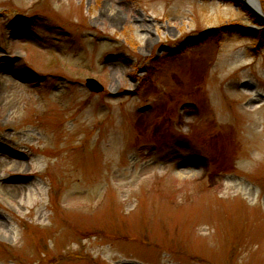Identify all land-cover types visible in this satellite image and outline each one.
Instances as JSON below:
<instances>
[{
    "label": "rangeland",
    "instance_id": "374dc122",
    "mask_svg": "<svg viewBox=\"0 0 264 264\" xmlns=\"http://www.w3.org/2000/svg\"><path fill=\"white\" fill-rule=\"evenodd\" d=\"M0 264H264L238 0H0Z\"/></svg>",
    "mask_w": 264,
    "mask_h": 264
},
{
    "label": "water",
    "instance_id": "95a60500",
    "mask_svg": "<svg viewBox=\"0 0 264 264\" xmlns=\"http://www.w3.org/2000/svg\"><path fill=\"white\" fill-rule=\"evenodd\" d=\"M238 1L246 8V10L255 19V21L264 27V12L261 10L258 3L256 2L258 6L256 9L248 2V0ZM85 86L87 87V89L94 92H101L103 90V87L93 79L86 80Z\"/></svg>",
    "mask_w": 264,
    "mask_h": 264
},
{
    "label": "trees",
    "instance_id": "16d2710c",
    "mask_svg": "<svg viewBox=\"0 0 264 264\" xmlns=\"http://www.w3.org/2000/svg\"><path fill=\"white\" fill-rule=\"evenodd\" d=\"M236 26L232 25L231 28H235ZM238 29H240V32L242 31L245 34L251 35V36H256V38L258 39L259 36V32L250 30L248 28H244V27H239Z\"/></svg>",
    "mask_w": 264,
    "mask_h": 264
},
{
    "label": "bare ground",
    "instance_id": "6f19581e",
    "mask_svg": "<svg viewBox=\"0 0 264 264\" xmlns=\"http://www.w3.org/2000/svg\"><path fill=\"white\" fill-rule=\"evenodd\" d=\"M248 2L254 7L257 9V3L255 0H248ZM12 165H13V168H16V169H19V163L17 162H11ZM15 190H12L11 193H13Z\"/></svg>",
    "mask_w": 264,
    "mask_h": 264
}]
</instances>
